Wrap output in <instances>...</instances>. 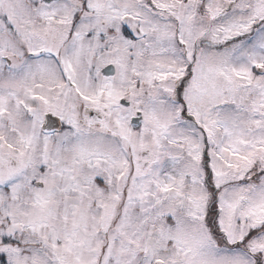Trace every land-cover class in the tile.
<instances>
[{
    "label": "snow or ice",
    "instance_id": "6c2138e0",
    "mask_svg": "<svg viewBox=\"0 0 264 264\" xmlns=\"http://www.w3.org/2000/svg\"><path fill=\"white\" fill-rule=\"evenodd\" d=\"M0 264H264V0H0Z\"/></svg>",
    "mask_w": 264,
    "mask_h": 264
}]
</instances>
